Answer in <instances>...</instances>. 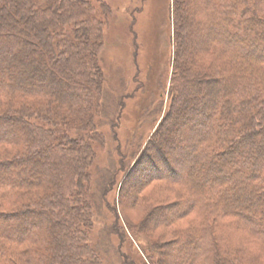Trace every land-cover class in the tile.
Listing matches in <instances>:
<instances>
[{
    "label": "trees",
    "instance_id": "obj_1",
    "mask_svg": "<svg viewBox=\"0 0 264 264\" xmlns=\"http://www.w3.org/2000/svg\"><path fill=\"white\" fill-rule=\"evenodd\" d=\"M99 5L0 0V264H113L111 251L119 264H173L171 254L155 259L161 245L139 250L129 238L138 231L109 201L116 163L98 166L94 178L86 168L96 156L91 140L105 139L97 120L110 14ZM170 8L171 107L143 158L157 167L154 150L161 156L199 135L192 147L178 144L168 174H141L135 160L121 186H136L131 203L150 228L142 232H172L163 249L184 253L177 264H264V0H172ZM115 105L120 120L122 96ZM184 113L191 116L178 121ZM189 118L196 123L185 134ZM96 215L112 218L97 240Z\"/></svg>",
    "mask_w": 264,
    "mask_h": 264
},
{
    "label": "rangeland",
    "instance_id": "obj_2",
    "mask_svg": "<svg viewBox=\"0 0 264 264\" xmlns=\"http://www.w3.org/2000/svg\"><path fill=\"white\" fill-rule=\"evenodd\" d=\"M102 1L106 3L107 9L105 12L110 14L107 26L104 29V46L101 50L100 64L103 72L105 97L102 115L97 120L99 133L104 134L105 139H97L96 142L91 140L96 156L93 163L86 164V168L90 170L94 178L97 174L98 166H108L111 161L116 163L118 166L117 183L114 191L109 195V201H117L116 207L122 217V222L126 221L131 226V229L138 231L133 234V232L128 230L129 238L139 250L143 248L150 250L155 245H161L160 249L153 252L155 259L159 260L160 258L162 260L164 259V253L171 254L173 257L171 263L177 264L179 257L181 258L184 253L181 251V253H178L179 251H176L175 247H171L169 251L165 250V248L163 249L164 245H166L165 243L168 244L174 240V236H171L172 232H167L163 228L157 232H150V230L145 233L142 232L143 229L146 231L150 228L145 225L148 213L143 210H135L131 203V197L136 186L132 184H128L125 187L122 184L121 186L125 177L124 170H127L135 160L140 166L138 169L139 173L142 171L141 174H146L153 168H159L161 172L168 174L165 169L167 166L166 162L172 163L173 166H170L171 168H174L175 164L178 165L177 159L180 153L179 149L176 151L178 144L181 146L186 143L188 147H192L194 140L199 135V131L193 132L189 142H186L187 139L183 137L181 139L177 138V146L175 145L172 150H168L166 154L160 153L161 156L154 150L153 154L150 155L152 159L157 161V167L154 166V163H150V158H143L144 154L142 153L145 152L147 143L152 139L151 136L171 107L169 88L173 75L171 66L173 17L170 13L172 0ZM94 3L100 7L99 0H94ZM130 24H132L131 29ZM186 34L187 30H183V35ZM205 56L203 55V59H200L201 65H209L212 60ZM156 63H160L162 67L159 65L157 67ZM139 68L141 70L140 73H138ZM207 79L209 78H204V80ZM211 83L209 87L213 85ZM206 84L208 85V82ZM197 92L196 88H192L188 90L186 95L189 94L188 96L191 97ZM203 92L205 93L206 89ZM121 96L123 97V108L119 114L120 120H118V118L116 119L118 108L115 103ZM208 110L209 104L206 102L203 104V108L196 110L195 113L200 115ZM185 116H191V114L184 113L179 115L178 121L184 122ZM111 121H117V127L113 128L110 125ZM195 123L196 119L189 118L187 124L185 123L186 127L184 125L181 128L182 132L188 134L190 126ZM173 127L175 130V126ZM257 143L259 146H264V134H262L261 139L257 140ZM122 160L125 162L124 166L120 165ZM118 162L119 164H117ZM189 163L191 165V162ZM202 165L199 163L194 168L199 171L203 169L204 165ZM202 174L203 172L200 171L198 175L200 180L202 179L200 178ZM138 179L141 178L139 177ZM89 182L90 180L88 182L84 181L85 187H87ZM122 187L123 189H121ZM120 196L122 198H119ZM99 218L96 215L95 226L92 230L93 232H91L95 240H97L100 230L106 223H111L112 221L111 217L108 218L107 222ZM181 224L182 227L186 226L185 221ZM112 239L114 243L118 242L116 237ZM109 260L113 264H119L114 251L110 252Z\"/></svg>",
    "mask_w": 264,
    "mask_h": 264
}]
</instances>
